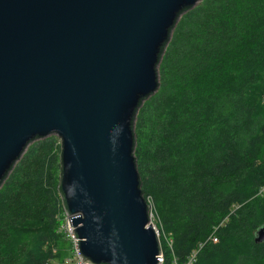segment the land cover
<instances>
[{
  "label": "trees",
  "instance_id": "16d2710c",
  "mask_svg": "<svg viewBox=\"0 0 264 264\" xmlns=\"http://www.w3.org/2000/svg\"><path fill=\"white\" fill-rule=\"evenodd\" d=\"M171 33L132 120L142 196L180 263L264 264V0H200ZM61 153L34 139L0 184V264H63Z\"/></svg>",
  "mask_w": 264,
  "mask_h": 264
},
{
  "label": "water",
  "instance_id": "95a60500",
  "mask_svg": "<svg viewBox=\"0 0 264 264\" xmlns=\"http://www.w3.org/2000/svg\"><path fill=\"white\" fill-rule=\"evenodd\" d=\"M199 2L0 0V184L34 139L56 134L63 211L84 262H161L132 120L158 90L172 28ZM254 236L264 243V224Z\"/></svg>",
  "mask_w": 264,
  "mask_h": 264
},
{
  "label": "built area",
  "instance_id": "2783aa9c",
  "mask_svg": "<svg viewBox=\"0 0 264 264\" xmlns=\"http://www.w3.org/2000/svg\"><path fill=\"white\" fill-rule=\"evenodd\" d=\"M62 217H63L61 220L62 226L60 227V231L62 232L66 242L69 244V249L66 253L63 264H89V263L83 261V258L81 256V252H80V249H79V246L77 243L78 238H75L72 234L73 229L69 223L70 218L64 213V211H63ZM150 222H151V217H150ZM151 224H152V222H151ZM156 233H157L158 238H160L159 232L156 231ZM161 235H164V234H161ZM210 240L213 241L214 243L218 242L217 237H215L214 235L210 236ZM159 242H160V246H161V252H160L161 262L159 264H165L166 258H167L166 255H169V257H170V264H194V262L196 261V257L198 255V252L203 246V244H202L199 249L194 250L191 253L189 258L185 262L180 263L178 258L176 257V255L174 253V246H173L172 238L164 241L165 245L163 243H161L162 241L160 239H159Z\"/></svg>",
  "mask_w": 264,
  "mask_h": 264
},
{
  "label": "rangeland",
  "instance_id": "374dc122",
  "mask_svg": "<svg viewBox=\"0 0 264 264\" xmlns=\"http://www.w3.org/2000/svg\"><path fill=\"white\" fill-rule=\"evenodd\" d=\"M148 202H149L148 205L150 206L151 222H152V225H153L154 229L159 232V237H160L159 239L161 241H166V240L170 239L171 238V233H166L165 232L164 226H163V223H162V219H161L160 215L158 214V211H157L156 204H155L154 200L152 198H149ZM61 218H60V220H61ZM59 224L60 225H59V228H58V232L62 235V239H61V242H59L58 249L56 248V250H57L58 253H60L61 255L64 256L67 253L68 249H69V244L66 242L62 232L60 231V227L62 226V223L60 222ZM161 234H164V235H161Z\"/></svg>",
  "mask_w": 264,
  "mask_h": 264
}]
</instances>
